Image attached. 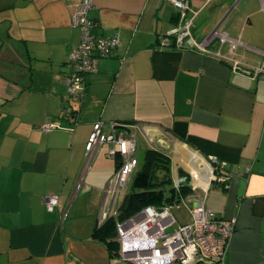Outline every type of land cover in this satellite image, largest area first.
I'll return each mask as SVG.
<instances>
[{
    "label": "crops",
    "instance_id": "1",
    "mask_svg": "<svg viewBox=\"0 0 264 264\" xmlns=\"http://www.w3.org/2000/svg\"><path fill=\"white\" fill-rule=\"evenodd\" d=\"M80 1L0 0V264H123L94 235L131 187L116 184L121 158L108 156L112 142L99 147L74 193L96 122L107 135L115 124L135 133L134 171L149 148L169 156L174 185L189 191L170 210L171 227L191 223L188 197L203 198L234 222L224 264H264V0H187L185 13L173 0H92L94 34L118 44L84 76L83 97L64 101ZM184 20L192 27L182 46L175 36L166 44ZM221 21L225 42L212 38L206 52L188 45ZM69 105L75 120L62 117ZM211 158L222 163L213 182ZM47 194L59 197L54 212Z\"/></svg>",
    "mask_w": 264,
    "mask_h": 264
},
{
    "label": "built area",
    "instance_id": "2",
    "mask_svg": "<svg viewBox=\"0 0 264 264\" xmlns=\"http://www.w3.org/2000/svg\"><path fill=\"white\" fill-rule=\"evenodd\" d=\"M173 6L182 13L189 10L187 0H173ZM92 0H81L72 12V22L81 31V41L69 55L66 75V95L64 101H77L83 97L85 84L84 76L96 71L98 60L109 57L115 50L118 39L115 36H96L93 32L94 22L90 17ZM192 23L184 20L183 27H176L167 33L164 42L175 36L181 45V38L189 35ZM212 38H217L221 43L227 40L224 33L214 32L201 41L188 44L190 47L206 52V47ZM235 44V42H232ZM182 46V45H181ZM77 111L70 105L62 114L65 119H76ZM111 135L103 132V123L93 124L85 146L84 168L74 186V193L82 190L83 176L88 169L91 159L106 142H112L114 147L108 152L109 157L119 156L121 163L116 172V184L123 187L129 182L137 166L133 158L136 150L135 133L125 132L124 126L112 125ZM121 127L123 130H117ZM124 127V128H123ZM51 125L43 126L44 131L50 130ZM210 162L217 168L216 175L220 176L222 163L216 158ZM224 180V177H222ZM180 185L179 182L175 184ZM191 202V223L179 226L169 232L174 223L171 209L175 206L167 205L162 208L146 207L134 217L124 223H116L117 239L119 243V255L123 264H197L206 262L209 264H224L229 243L234 233V222L218 218L212 211L204 206L203 198H187ZM43 202L48 212H54L59 207V197L56 194L43 196ZM63 219L66 214L61 213ZM104 221H101V223Z\"/></svg>",
    "mask_w": 264,
    "mask_h": 264
},
{
    "label": "trees",
    "instance_id": "3",
    "mask_svg": "<svg viewBox=\"0 0 264 264\" xmlns=\"http://www.w3.org/2000/svg\"><path fill=\"white\" fill-rule=\"evenodd\" d=\"M188 192L187 188L182 185L176 186L171 181L169 156L161 150L149 148L145 151L143 164L131 188L124 194L115 217L101 223L94 235L106 244L110 256L119 255L116 223L128 221L149 206L159 209L167 205H176L187 197Z\"/></svg>",
    "mask_w": 264,
    "mask_h": 264
},
{
    "label": "rangeland",
    "instance_id": "4",
    "mask_svg": "<svg viewBox=\"0 0 264 264\" xmlns=\"http://www.w3.org/2000/svg\"><path fill=\"white\" fill-rule=\"evenodd\" d=\"M197 30V29H196ZM144 154H145V152H144ZM144 154H142V155H140L139 154V160H140V166H139V168L142 166V164H143V160H144ZM138 170L139 169H136L135 171H134V173H133V175L131 176V178H130V180H129V183L131 182V184H130V186H132V184H133V182H134V179H135V176H136V174L138 173ZM171 181H172V178H171ZM131 188V187H130ZM127 190H129V184H128V189ZM118 205V204H117ZM183 207V206H182ZM181 207V208H182ZM117 208H118V206H116L115 207V209L117 210ZM184 208V207H183ZM181 212H184L183 210L181 211ZM173 213H174V216L178 219V220H183V221H188V220H186V219H182V217H181V213L180 212H178V211H176L175 209H173ZM177 226L176 225H174V227H171L170 229H169V232H171V231H173L174 230V228H176ZM117 259H118V257H117Z\"/></svg>",
    "mask_w": 264,
    "mask_h": 264
},
{
    "label": "water",
    "instance_id": "5",
    "mask_svg": "<svg viewBox=\"0 0 264 264\" xmlns=\"http://www.w3.org/2000/svg\"><path fill=\"white\" fill-rule=\"evenodd\" d=\"M226 17V16H225ZM225 17L223 18V20L225 19ZM222 20V21H223ZM222 21L218 24V26L214 29V31L212 32V33H214V32H216L217 31V29H218V27L220 26V24L222 23ZM159 146H161V147H164V145L162 144V143H159ZM213 175V172L211 171L210 172V175H209V177H210V181L211 182H213V181H217V177H218V175H214V176H212ZM186 176V175H185ZM112 216V215H111ZM110 216V217H111Z\"/></svg>",
    "mask_w": 264,
    "mask_h": 264
}]
</instances>
